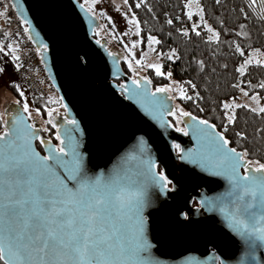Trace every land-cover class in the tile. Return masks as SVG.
I'll use <instances>...</instances> for the list:
<instances>
[{"label": "water", "instance_id": "obj_1", "mask_svg": "<svg viewBox=\"0 0 264 264\" xmlns=\"http://www.w3.org/2000/svg\"><path fill=\"white\" fill-rule=\"evenodd\" d=\"M10 2L26 25L68 119L54 124L56 133L65 143L66 134H71L84 171L89 176L119 172L131 182L146 185L142 215L151 247L142 254L145 264H264V242L250 247L227 220L229 182L222 172L208 166V142L198 138L192 127L202 119L185 116L187 134L175 130L167 114L174 109L173 100L167 92L153 91L145 75L132 78L124 72L107 40L95 36L99 18L78 0ZM134 80L140 81L139 87ZM11 105L22 111L19 105ZM23 115L25 123L32 124ZM73 120L75 124L69 123ZM211 125L199 127L221 133ZM36 141L33 149L48 155L47 146L41 145L42 153ZM51 144L60 145V141ZM159 174L170 187L152 182ZM194 201L198 206L192 207Z\"/></svg>", "mask_w": 264, "mask_h": 264}, {"label": "snow or ice", "instance_id": "obj_2", "mask_svg": "<svg viewBox=\"0 0 264 264\" xmlns=\"http://www.w3.org/2000/svg\"><path fill=\"white\" fill-rule=\"evenodd\" d=\"M96 2L91 0L87 9L93 16L92 6ZM193 2L188 0L185 6L190 7ZM195 2L198 3V0ZM256 3L257 0H250V6ZM260 3L264 5V0H260ZM136 6L140 7V4ZM198 11L203 21V9L199 8ZM187 15L191 20L193 12L189 11ZM261 18L264 19V8ZM167 22L171 24L172 20ZM129 23L139 24L134 15ZM197 27L196 24L192 25L194 31ZM208 31L212 29L208 28ZM184 34L187 35V32ZM196 34L199 35V32ZM218 37L219 33H214L209 40ZM148 40L150 45L159 43L153 36H149ZM138 43L135 42L133 47ZM8 47L11 48V45ZM0 51H3L2 47ZM237 51L244 54L239 46ZM174 54L175 50L169 59H173ZM13 59L18 60L19 57L13 56ZM136 63L140 64L141 61L137 60ZM251 63V59L245 61V64ZM147 67L155 69L158 76L165 75L160 64H147ZM238 71L243 75L244 65ZM167 75L171 77L172 74L169 72ZM187 83L191 84L190 81ZM133 84L139 87L140 81L134 80ZM192 87L195 88V85ZM171 90L161 87L155 91L166 93ZM143 94H148L146 89ZM20 95L24 93L20 92ZM179 95L183 99H192L186 95L183 86H180ZM16 103L20 104V101ZM223 107L226 110L233 109V114L226 113V116L229 123H234V109L248 106L233 102L224 103ZM251 111L256 112L257 109ZM28 112L29 105L25 100L22 111L2 121L5 127L0 133V262L145 264L142 254H147L151 247L145 238L142 215L147 204L146 185L143 182H131L119 172L89 176L83 169L71 134H66L65 143L60 132H57L55 138L60 141V145H52L50 140L45 141L37 135L35 124L25 123L23 113ZM259 112L264 113V107ZM167 114L174 116L176 112L168 111ZM179 114L191 117V113L183 110H179ZM163 116L161 112V121ZM69 123L75 124L76 121ZM201 125L208 126L209 121L199 120L198 125L192 127L198 138L204 137L208 142L210 150L205 157L206 162L209 167L222 172L229 182L231 207L227 220L254 248L258 241L264 242V163L247 159L246 150L239 152L236 148L227 147L230 142L222 133L209 132L206 127H199ZM210 127L215 129V125ZM176 130L187 134L186 129ZM237 135L243 137L244 133ZM34 139L47 146L48 155L41 156L33 149ZM241 168L244 169L243 174ZM157 181L166 187L167 178L163 174L152 177L153 183Z\"/></svg>", "mask_w": 264, "mask_h": 264}, {"label": "trees", "instance_id": "obj_3", "mask_svg": "<svg viewBox=\"0 0 264 264\" xmlns=\"http://www.w3.org/2000/svg\"><path fill=\"white\" fill-rule=\"evenodd\" d=\"M78 1L84 5L86 3V0ZM138 3L140 7L136 6ZM187 3L188 0H127L131 15L139 22L137 36L140 50L143 52L152 45L153 54L163 63V71L170 72L171 78L183 86L187 96L192 97L190 100L180 96L176 98L178 108L174 106L173 109L176 115H180V109L199 119L208 120L229 140L230 147L241 152L246 150L247 159L264 163V113L253 112L249 107L236 108L235 122L229 123L223 107L227 100L237 96L240 89L249 94L257 93L264 102V87H261L264 84V64H248L243 75L238 71L240 63L251 50H264V19L261 18L264 5H261L260 0L251 6L250 0H219V3L217 0H198L203 9V21L198 23L194 31L192 25L197 22V15L193 13L191 20L188 18ZM168 20H172V23L169 24ZM99 21L108 31V37L127 55L109 19L101 14ZM206 25L214 33H219L218 39L209 40L211 36ZM149 36L155 37L159 43L150 45ZM8 45L6 37L0 33V47L3 48L0 51V64L4 57H9ZM237 46L243 55L237 51ZM173 50V59H169ZM121 51L117 55L122 69L129 75ZM12 63L14 66L13 59ZM144 75L153 86L164 87L168 84L165 75L158 76L150 68L145 69ZM189 81L191 84L187 83ZM17 86L11 82L6 87L20 101V104H16L22 109L21 90ZM31 101L43 118L50 117L49 112L55 116L62 111L60 100L52 103L48 96ZM9 107V110H18L13 105ZM56 108L61 111H53ZM2 121L0 117V131L4 128ZM53 125L48 122L44 132L47 139L55 143L56 127ZM237 133H244V136H238Z\"/></svg>", "mask_w": 264, "mask_h": 264}, {"label": "rangeland", "instance_id": "obj_4", "mask_svg": "<svg viewBox=\"0 0 264 264\" xmlns=\"http://www.w3.org/2000/svg\"><path fill=\"white\" fill-rule=\"evenodd\" d=\"M91 4V0H88L85 3L86 8ZM93 7V12L95 13V16L99 18V15L106 16L111 24L116 29L118 36L123 44V47L125 48L127 55H125L116 45L115 43L108 37V31L104 29V26L102 23H100V26L96 29L95 36L106 39L108 42L110 49L115 53L116 55L121 51L124 55V60L127 63L129 75L130 77H136V76H142L145 74V69H147V64L157 63L160 65H163L162 61L156 57L152 52V45L148 46L146 50L143 52L140 50L139 44H136L135 47H133V44L138 41L137 36V25L131 24L129 21L132 19V15L125 3V0H97ZM200 8L199 4L197 2H194L191 4L190 7H188V12L192 11L194 14L197 15V22L195 23L198 25L201 20V14L198 11ZM6 24V18H5V12L4 10H0V30H2L5 27ZM208 28V26L206 25ZM210 36H214V32H210ZM11 48H9L10 53L9 57H4L0 68L3 69L2 72H0V117L2 120H4V113L9 110V106L13 103L16 104L17 99L14 97V95L7 89V85L11 82H14L19 86V89L21 92L24 93L22 96V105L27 101L29 105V112L26 113V115L30 118L35 119L37 122L41 123L43 126H45L47 120L46 118L41 117L39 111H37L33 105L32 101L28 94V91L25 89L24 86L17 80V77L15 75L14 66L12 63L13 56H17V52L15 50V47L13 44H10ZM131 49V51H129ZM252 60V63H257V61H260L261 64H264V50L260 49H253L251 50L248 55L242 60V62L239 65V68L241 65H244V69L248 64H245L246 60ZM140 60L141 63L137 64L136 61ZM14 61V59H13ZM129 64H131V67H129ZM152 69V68H150ZM155 72V69H152ZM161 71L165 73V76L168 78V84L164 86L165 88H171L172 90L167 92L169 97L173 100V106L175 108H178L176 98L179 95L180 91V84L169 77L167 75V72L163 71L161 68ZM244 89H240L237 96L233 97L229 100H227L225 103H235L240 105H247L249 108L259 109L261 107H264V102L260 99L257 93H247ZM255 97V99L253 98ZM48 100H50L52 103H57L59 101L57 93L54 91L51 95L48 96ZM59 108L54 109L53 111L58 110ZM62 110V108H60ZM59 109V110H60ZM180 110V109H179ZM226 113L228 115L233 114V109H227ZM176 121L179 122L180 115H176Z\"/></svg>", "mask_w": 264, "mask_h": 264}, {"label": "built area", "instance_id": "obj_5", "mask_svg": "<svg viewBox=\"0 0 264 264\" xmlns=\"http://www.w3.org/2000/svg\"><path fill=\"white\" fill-rule=\"evenodd\" d=\"M0 10H4L6 18L5 27L0 30V33L6 37L9 44L14 45L17 57H19L18 60L14 59L17 80L25 87L32 99L51 95L55 88L27 33L25 23L17 15L10 0H0Z\"/></svg>", "mask_w": 264, "mask_h": 264}, {"label": "flooded vegetation", "instance_id": "obj_6", "mask_svg": "<svg viewBox=\"0 0 264 264\" xmlns=\"http://www.w3.org/2000/svg\"><path fill=\"white\" fill-rule=\"evenodd\" d=\"M98 39H101V38H99V37H97ZM108 47H109V45H108ZM109 48H111V47H109ZM132 78H135V77H132ZM117 83H120V81H117ZM151 86H152V90L154 91L155 89H157V88H159L160 86H153L152 84H151ZM61 111V110H60ZM63 111V112H62ZM61 112H58V114L57 115H55V116H51V117H47L46 118V120H47V122H46V124H45V126H43L41 123H39V122H37L35 119H33V118H30V117H28V119L32 122V124H35V126L39 129V137H41V138H43L45 141H48V139H47V135L45 134V132H44V130H45V127H46V125H47V123H48V121L49 120H51L52 121V123H54L56 126H59V125H62L63 123H65V122H67L68 121V119H67V117H66V115H65V111L64 110H62ZM173 111V110H172ZM18 111H14V108H12V109H10V111H6L5 113H4V120H8V119H10V117H11V115H14V114H16ZM26 114V113H25ZM176 117H178V116H176V115H169V122H170V125L171 126H173L174 128H175V130L177 129V128H181V129H184V122L186 121V117L185 116H180L179 117V122H177L176 121ZM56 129H57V127H56ZM56 143V142H55ZM36 145H38L39 146V150L43 153V149H42V144L40 143V141L39 140H37L36 141ZM157 171H158V173H161V168H160V166H157ZM244 172V169H242V173ZM169 187L171 186V184L170 183H168L167 184ZM196 206H198V203L196 202V201H194L193 203H192V207H196ZM187 219H188V216H187V214L186 213H184L183 214V221H185L186 223H187ZM215 264H220V261H217V263H215Z\"/></svg>", "mask_w": 264, "mask_h": 264}, {"label": "bare ground", "instance_id": "obj_7", "mask_svg": "<svg viewBox=\"0 0 264 264\" xmlns=\"http://www.w3.org/2000/svg\"><path fill=\"white\" fill-rule=\"evenodd\" d=\"M194 234V230L191 231ZM183 240V239H182Z\"/></svg>", "mask_w": 264, "mask_h": 264}]
</instances>
